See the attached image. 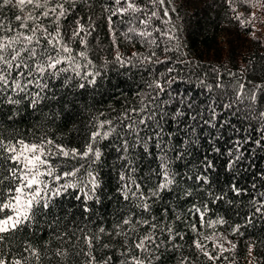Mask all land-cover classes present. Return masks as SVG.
<instances>
[{"label":"trees","instance_id":"trees-1","mask_svg":"<svg viewBox=\"0 0 264 264\" xmlns=\"http://www.w3.org/2000/svg\"><path fill=\"white\" fill-rule=\"evenodd\" d=\"M136 2L141 4V0ZM65 7L70 11L67 19L61 20L64 41L75 50L73 54L86 51L91 64L87 69L81 68L79 77L69 73L72 80L67 86L62 83L63 75L49 81L47 98L35 109L27 107L26 101L19 106L0 105V127L25 137L33 131L47 132L58 143L80 147L91 123L113 119L119 124L118 118L126 109L139 110L142 99L149 103L151 97H158L156 103L161 105L164 118L157 115V120L163 127L165 140L171 136L179 147L180 141L187 139L183 130L192 123L197 124L196 133L201 137L199 147L186 160L175 161L173 165V170L180 173L177 180L184 189L192 191V196L186 197L174 188L170 193H162L159 201H149L152 214L164 220L165 227L171 226L174 236L177 231L180 233L171 241L165 233L170 251H165L163 264H178L180 257L185 264H264V136L261 135L264 119L260 118L264 112V0H165L163 6L153 9L159 11L160 19L153 17L147 26L138 20L133 25L125 23L129 13L112 16L117 7L114 0H76L74 6ZM9 9L10 6L3 9L8 16L18 12ZM137 15L144 18L142 13ZM77 20L83 26L80 36L86 45L80 44L79 37L75 41L69 39L72 30L78 27ZM130 26L137 31L127 33ZM145 28L151 36L139 35ZM155 28L160 31H153ZM153 40L155 43H151ZM79 59L82 65L86 62ZM85 72L100 73L87 78L95 79V85L83 79ZM78 83H84L85 87H77ZM157 83L163 91L156 87ZM188 103L193 106L190 112ZM14 107L18 115L8 121ZM176 109L185 114L173 121ZM210 109L214 110V117ZM191 116H196L195 122ZM140 135L145 133L142 131ZM210 136L211 143L220 148L219 153L211 152L206 139ZM256 139H260L259 145ZM120 144L115 133L99 144L102 156L92 165L99 174L101 186L96 192L99 203L95 199L86 201L83 193L69 189L52 201L55 215L46 217L52 222L51 228L38 219L34 234L25 231L23 238L42 250L47 245L49 253L58 246L71 248L69 243L61 245L52 233L75 230L87 223L83 214L85 204L92 209L87 214L89 218H99L90 227L95 230L101 225L110 229L114 220L119 219L118 210L128 203L116 191L120 183L118 172L125 163L119 159L124 155ZM237 144L242 163L228 168V153L235 155ZM154 145L155 140L149 142L151 155L142 146L129 147L128 156L137 168L138 180L158 166ZM204 152L210 153V159L215 157L214 169L208 173L210 183L197 186L195 172L201 168ZM232 184L238 185L240 195L232 191ZM143 186L145 191L151 187ZM221 195L223 200L214 198ZM193 203L198 207L207 205L206 209L201 208L203 221L199 213L193 215L188 211ZM164 207L169 209L166 220L161 216ZM257 208L260 210L256 211ZM72 241L75 242V237ZM197 241L201 248L196 247ZM173 244L179 248H172ZM42 264H57V258L53 256L51 261L45 258Z\"/></svg>","mask_w":264,"mask_h":264},{"label":"snow or ice","instance_id":"snow-or-ice-1","mask_svg":"<svg viewBox=\"0 0 264 264\" xmlns=\"http://www.w3.org/2000/svg\"><path fill=\"white\" fill-rule=\"evenodd\" d=\"M75 2L76 0H0V105L19 106L26 101L27 107L35 109L47 98L49 81L57 80L63 75L62 83L67 86L72 80L69 73L79 77L81 68L87 69L91 64L86 51L73 54L75 50L64 41L61 33V20L67 19L70 11L65 5L74 6ZM114 3L117 7L112 10V16L129 13L130 18L125 23L133 25L138 20L147 26L153 17L160 19L159 11L153 9L157 5L163 6L165 0H141V4L136 0H114ZM148 5H152V8ZM5 6H10L9 10L18 9V12L8 16L3 11ZM137 13H142L144 18ZM168 15L165 8L164 16ZM112 16H109V21ZM162 22L168 23L167 20ZM76 24L78 27L72 30L69 39L75 41L79 37L80 44L86 45L84 37L80 36L83 26L79 25V20ZM136 31L134 26H130L127 33ZM153 31L159 32L160 29L155 28ZM139 35L148 37L152 33L145 28ZM161 35L167 33L161 32ZM151 43H155V40ZM79 58H84L86 62L82 65ZM116 59L119 61L120 56L117 55ZM93 75L99 76L100 73L85 72L83 79L88 84L95 85V79H87ZM76 86L84 88L85 84L78 83ZM156 87L163 91L158 83ZM254 96L255 93L253 98ZM157 99L156 96L151 97L149 103L142 99L139 110L126 109L118 118L119 124H115L113 119L91 123L80 147L58 143L47 132L37 134L33 131L25 137L15 130L8 131L7 128L0 127V264H42L45 258L51 261L53 256L57 258V264H163L165 251H170L165 243V233L168 241L180 236V233L177 231L174 236L171 226L165 227L164 220H158L152 214L149 201H159L162 193H170L174 188L182 191L186 197L192 196V191L184 189L177 180L180 173L173 170V165L175 161L186 160L199 147L201 137L196 133L197 124L192 123L187 124L183 130L187 139L180 141L179 147L173 143L171 136L165 140L163 127L157 120V115L164 118L161 105L156 103ZM192 107L191 103L187 104L189 112ZM211 111L214 117L215 112ZM10 113L8 121L18 115L15 107L10 109ZM133 113L135 116L131 115ZM184 114L176 109L172 120L176 121ZM260 118L264 119V112L260 113ZM190 119L195 122L196 116H191ZM203 123L209 124V121ZM117 128H120L118 133ZM177 128L179 130V124ZM142 131L144 136L140 135ZM114 133L124 152L119 159L125 161L118 172L120 183L116 191L123 201L128 202L125 208L118 210L119 219L114 220L108 230L101 225L93 230L90 225L96 224L99 218L90 219L87 214L92 213V209L85 204L83 214L87 223L78 225L75 230L52 233L61 245L69 243L71 248L58 246L49 253L47 245L42 250L30 240L24 239L22 234L25 231L29 235L34 234L38 219L51 228L52 222L46 217L55 215L52 201L68 193L69 189L83 193L86 201L95 199L99 203V197L96 196L101 186L99 174L92 165L101 159L100 142L108 140ZM261 135L264 136V131ZM206 139L211 152L219 153L220 148L211 143L212 137ZM153 140L158 153V166L138 180L135 176L137 168L128 156L129 147L142 146L143 151L151 155L149 142ZM260 142V139L255 140L257 145ZM228 155L226 167H239L242 163L239 144L235 155L232 152ZM209 156L208 152L201 154V168L195 172L197 186L210 183L208 173L214 169L215 157L210 159ZM192 178L188 176V179ZM144 184H150L151 187L145 191ZM230 187L237 196L240 195L238 185L232 184ZM206 194L212 195L211 192ZM76 198L80 200L81 197L77 194ZM214 198L223 200L222 195ZM202 207L206 209L207 205L198 207L193 203L188 211L193 215L199 213L203 221ZM168 211V207L161 210V216L165 220ZM73 237L75 242L72 241ZM117 237L120 239L117 240ZM196 247H202L198 241ZM172 248L178 249L179 245L173 244ZM109 252L112 254H108ZM178 264H185V259L180 257Z\"/></svg>","mask_w":264,"mask_h":264}]
</instances>
